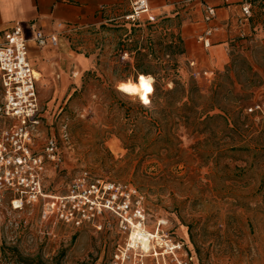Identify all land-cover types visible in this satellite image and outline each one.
<instances>
[{
  "label": "rangeland",
  "instance_id": "374dc122",
  "mask_svg": "<svg viewBox=\"0 0 264 264\" xmlns=\"http://www.w3.org/2000/svg\"><path fill=\"white\" fill-rule=\"evenodd\" d=\"M124 4L126 11L129 4ZM260 7L264 0L255 4L254 25L228 42V61L214 72L217 79L228 70L234 81L228 100L221 102L225 108L213 111L225 119L215 117L203 126L174 124L173 114L160 125L163 97L154 95V83L160 80L170 89L171 80L194 81L205 94L213 82L196 80L188 62L165 55L178 33L176 18L156 15L147 23L121 17L61 34L57 46L36 49L31 62L40 72L41 123L35 147L40 151L53 136L62 159L46 165V192H67L81 170L126 181L144 195L151 215L146 228L153 231L157 219H165L169 235L184 243L178 256L185 264H264V119L244 112L253 101L264 100ZM139 51L143 55L137 64L153 76L145 102L116 87L138 77ZM219 81L231 89L228 79ZM237 94L242 107L235 113ZM103 224L101 230L65 225L45 214L42 202L13 209L9 193L2 192L0 264H18L13 250L47 263L63 251L61 264H109L126 235L114 217ZM136 253L129 264H177L168 256Z\"/></svg>",
  "mask_w": 264,
  "mask_h": 264
},
{
  "label": "built area",
  "instance_id": "2783aa9c",
  "mask_svg": "<svg viewBox=\"0 0 264 264\" xmlns=\"http://www.w3.org/2000/svg\"><path fill=\"white\" fill-rule=\"evenodd\" d=\"M127 1L129 12L124 15L125 20L154 21L156 15L152 13L148 0ZM241 12L242 17L249 18L250 5H242ZM215 16V7L206 5L202 21L208 23ZM30 29V34H26L23 25L15 22L0 36V194L9 193L11 207L17 210L42 202L45 214H53L61 223L74 227L91 225L101 230L103 221L114 217L120 232L126 235V241L124 246H118L109 264H129L128 259L139 255L137 249L141 250L128 246L130 233L138 227L148 230L146 226L151 216L144 195L137 187L126 181L95 177L87 170H81L71 180L67 192L53 194L44 189L46 165H58L62 159L53 136L45 140L40 151L35 147L41 108L31 51L32 48L57 46L62 32L70 33L75 28L57 23V28L51 32L33 24ZM214 30L215 26H205L197 35V41L204 48L210 47ZM126 57L127 53H124L122 58ZM188 63L196 80H214L213 71L193 69L195 62ZM244 112L256 119H264V100L253 101ZM166 224L167 220L157 219L150 232L157 233L160 239H152L154 247L144 253L160 255L163 259L168 256L177 264H185L178 256L184 243L169 235ZM156 247L161 250L157 251Z\"/></svg>",
  "mask_w": 264,
  "mask_h": 264
},
{
  "label": "crops",
  "instance_id": "0c3cea01",
  "mask_svg": "<svg viewBox=\"0 0 264 264\" xmlns=\"http://www.w3.org/2000/svg\"><path fill=\"white\" fill-rule=\"evenodd\" d=\"M148 1L154 15L179 21L177 29L183 40V51L177 55V61H194L193 69L215 72L221 70L228 61V42L246 34L254 25L252 12L256 10L255 4L262 0ZM125 2L128 3L127 0H0V36L3 30L15 22L23 25L26 34H30L31 24L45 32L56 29L57 23L72 25L74 31L107 24L129 12V6L125 11ZM245 4L251 7L249 18L242 17L241 7ZM206 5L216 9L215 18L208 23L202 21ZM260 8L264 10V7ZM205 26L216 27L210 36L208 48H204L196 39ZM36 49L32 48V58Z\"/></svg>",
  "mask_w": 264,
  "mask_h": 264
},
{
  "label": "trees",
  "instance_id": "16d2710c",
  "mask_svg": "<svg viewBox=\"0 0 264 264\" xmlns=\"http://www.w3.org/2000/svg\"><path fill=\"white\" fill-rule=\"evenodd\" d=\"M145 22L152 23L154 21ZM168 48L169 50L165 53L166 56L173 57L174 55L182 53L183 40L180 37L179 33H177L174 39L168 43ZM142 55V51L137 52L135 66L138 72L137 75H151L152 71H149L148 69L143 68L137 64V58H139V56L141 57ZM175 66L176 64L172 67L174 68ZM90 73L92 72H86L87 75H89ZM151 77L153 76L151 75ZM165 78L166 77L164 76L162 80H165ZM221 78L229 80L228 83L231 85V89L226 88L224 86V83L222 81H219V79ZM131 79L135 80L136 78ZM171 82L173 83V86L170 89H164V84H162L160 80L153 84L154 95L156 97H163L162 103H158V105L160 104L159 111L161 113V117L159 121L161 126L165 122L163 117L167 114L174 115L172 117L174 124L182 121L184 123V126H203L215 117H220L223 120L225 119L224 115H221V113H214L213 111L217 108L220 110L225 108L221 104V102L228 100L229 94L232 93V89L235 88L234 81L228 74V70L218 73L217 79L213 80L212 86L205 94L201 93V90L194 81H180L179 79H177L171 80ZM75 92L76 91H74L73 94H75ZM238 96V94L234 96V101L237 102L234 104V108H236V111L233 112L235 113L239 112L240 108L242 107L240 103L241 101L239 100L240 98H238ZM225 126L226 124L224 125V127ZM2 253L4 254V249H2ZM11 255L14 256V259L18 264H61L63 251H61L57 256H54L49 263H47L46 260H43L39 256L23 257L16 250H13Z\"/></svg>",
  "mask_w": 264,
  "mask_h": 264
},
{
  "label": "bare ground",
  "instance_id": "6f19581e",
  "mask_svg": "<svg viewBox=\"0 0 264 264\" xmlns=\"http://www.w3.org/2000/svg\"><path fill=\"white\" fill-rule=\"evenodd\" d=\"M35 76L39 80L40 73L36 71ZM152 80L153 78L151 76L140 74L135 80L127 79L119 81L116 87L119 91L135 96L142 102H145L148 100V96L151 93ZM145 85H147V89L149 90H146ZM154 238L158 240L160 236L157 233L138 227L130 233L128 246L132 248L140 247L143 252L148 253L154 247L152 245V239ZM155 254L158 255L156 249Z\"/></svg>",
  "mask_w": 264,
  "mask_h": 264
},
{
  "label": "snow or ice",
  "instance_id": "6c2138e0",
  "mask_svg": "<svg viewBox=\"0 0 264 264\" xmlns=\"http://www.w3.org/2000/svg\"><path fill=\"white\" fill-rule=\"evenodd\" d=\"M145 88H146V90H149V89H147V85H145Z\"/></svg>",
  "mask_w": 264,
  "mask_h": 264
}]
</instances>
